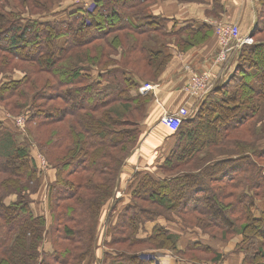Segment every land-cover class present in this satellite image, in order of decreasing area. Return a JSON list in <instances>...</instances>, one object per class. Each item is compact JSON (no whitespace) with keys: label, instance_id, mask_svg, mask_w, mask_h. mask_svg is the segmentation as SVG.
<instances>
[{"label":"trees","instance_id":"trees-1","mask_svg":"<svg viewBox=\"0 0 264 264\" xmlns=\"http://www.w3.org/2000/svg\"><path fill=\"white\" fill-rule=\"evenodd\" d=\"M156 1L0 0V108L9 116L0 121V264H144L163 251L221 263L202 243L178 248L192 232L221 243L238 236L240 264H264V207L256 205L264 204V0H255L250 33L261 40L240 48L233 71L169 134L154 172H134L129 201L104 214L153 100L131 90L158 82L172 48L185 53L212 34L217 40L205 24L169 29L148 14ZM217 8L207 14L216 17ZM8 68L22 77H7ZM31 144L51 174L46 183ZM43 187L41 214L44 203L33 196ZM157 220L167 226L147 235L144 225Z\"/></svg>","mask_w":264,"mask_h":264},{"label":"crops","instance_id":"crops-1","mask_svg":"<svg viewBox=\"0 0 264 264\" xmlns=\"http://www.w3.org/2000/svg\"><path fill=\"white\" fill-rule=\"evenodd\" d=\"M215 5H218L216 9L218 12L216 17H212L207 13L215 10ZM257 9L255 0H192L190 2L157 0L148 7V14L163 19L169 29L175 23L177 28L192 25L193 29H197L203 24L212 27L217 22L231 24L236 29L239 40L238 36L243 34L247 36L257 23ZM239 42L240 40L235 43L239 45ZM232 46L236 48L235 45L232 44ZM217 50L218 41L214 34L201 46L192 48L185 53H181L176 48L171 49V62L160 75L158 82L150 89L149 93L153 100L148 107V118L143 124V136L137 148L126 161L125 171L120 177L117 192L123 190L125 181L129 183L134 172H154L153 165L159 162V158L161 160L162 154L167 153L170 144L167 139L169 134L176 131L182 120L195 114L194 104L205 97L213 85L224 81L233 71L235 55L222 63L224 61L219 59L220 51L217 53ZM186 66H190L197 73L208 75L210 86L204 95L190 96L183 91L189 78V73L185 71ZM4 118L9 119V116L4 113L0 114V121L5 120ZM49 179L50 176L43 182L46 183ZM33 198L42 201L44 203L42 207H46L44 187L43 190L40 188ZM256 205L258 207L260 205L259 209L264 207L262 203L258 204L257 202ZM158 225L167 226L164 221L157 220L147 223L144 231L148 235ZM168 229L172 233L180 232L175 226H169ZM188 241L202 243L215 250L223 257L219 264L241 263L242 257L233 254V250L240 241L238 236L227 243H221L210 239L207 235L192 232L185 236L181 235L178 248H183ZM101 257L102 249L98 248L95 258L100 259ZM147 261L149 264H206L187 261L167 251L147 257Z\"/></svg>","mask_w":264,"mask_h":264},{"label":"rangeland","instance_id":"rangeland-1","mask_svg":"<svg viewBox=\"0 0 264 264\" xmlns=\"http://www.w3.org/2000/svg\"><path fill=\"white\" fill-rule=\"evenodd\" d=\"M66 6V2H64V3H60V9L58 8V7H56L55 8V12H58V11H62L61 9L63 8V7H65ZM119 10V9H118ZM120 11V10H119ZM62 13V12H61ZM261 19H262V17H261ZM217 23H219V22H217ZM215 25V24H214ZM214 25L212 26V28H214ZM228 25V24H227ZM231 25V24H230ZM169 30V29H168ZM214 30V29H213ZM251 33V32H250ZM250 33L247 35V36H245L244 34L242 35V36H238L239 37V40H240V44L239 45H237L235 42H237V41H239L238 39L236 40V41H233V42H231L230 43V45L228 46V48L226 49V51H225V57H223V59H222V61H224V60H226L227 58H229V57H233L234 55H235V57H234V60H236L237 61V55H238V53L240 52V48L242 47V46H245V45H248V46H254L256 43H258V41L259 40H261V36L259 37V36H254V38H252V37H250ZM246 37V40H245V42H243V39ZM154 40H153V42L155 41V42H158L159 43V40H158V38L157 37H155V38H153ZM153 42H151L150 41V43L148 44V45H151ZM232 44L233 45H235L236 46V48H234L233 46H232ZM235 51V52H234ZM234 52V53H233ZM221 53V52H220ZM220 53L218 54V57H219V55H220ZM233 53V54H232ZM223 63V62H222ZM187 67H189V66H187ZM191 68V67H190ZM192 69V68H191ZM20 70H23V68H21ZM193 70V69H192ZM7 77H10V76H12L9 72H11L12 70L11 69H7ZM26 71H29V68H26ZM26 71H24L23 73H25ZM140 73L142 72L141 70H138ZM146 71H149V69H147ZM194 71V70H193ZM11 73H13L14 75L16 74L17 75V77L18 78H20V77H22V73L21 72H11ZM141 74H143V75H141V76H144V74H145V76H147V77H150L151 76V73L150 72H144V73H141ZM241 74H239V76H240ZM2 79L3 78H1L0 77V81H2ZM138 80H140V79H138ZM141 84L139 85V87L137 88V90L136 89H134V90H131V93H130V96H132L133 98H134V96L135 95H137V93H138V95L140 96V95H142V96H145V95H149V92H150V89H151V87H153V84L152 85H149V84H146V83H144V82H140ZM149 97V96H148ZM14 101V100H13ZM21 104V103H20ZM19 104V105H20ZM0 112H4L3 110H2V108H0ZM5 113V112H4ZM191 117H193V116H191ZM190 118V117H189ZM14 121H15V124L17 125V128L20 130V132L21 133H24L25 132V119L22 117V116H17L16 118H14ZM20 121V122H19ZM182 122V121H181ZM28 135V133L27 132H25V135ZM143 134V133H142ZM29 136V135H28ZM28 136H25L26 137V139L27 140H30L29 138H28ZM143 136V135H142ZM20 140V139H19ZM29 152H30V155H31V157L33 158V160L34 161H36V164L38 165V166H40L41 167V169H43L44 171H46V163H45V159H44V157L41 155V152L37 149V147L35 146V144H31V146H29ZM43 159V161H44V164H42V160ZM44 174H45V176H46V178H45V176H44V178H42V181H44V180H46V179H48V177L51 175L50 174V172H48V171H46V172H44ZM50 174V175H49ZM131 193V191H130V187H129V183H128V181H125V183H124V188H123V190L121 189V190H119L118 192H116L115 194H114V198L113 199H111L110 201H108V205H107V207H106V210H105V212H104V214H105V216L107 215V212H108V210H109V208H110V206L111 205H113L114 203H116V201H117V204H124V203H126V202H128L129 201V199H130V196H129V194ZM15 200V197L14 196H11V197H9L5 202L8 204V203H10V202H13ZM259 204V203H258ZM119 207V206H118ZM259 207H260V205H259ZM262 208H263V206H262ZM44 207H42V205L41 206H39V209L37 208V210H39L38 212H40L41 214L43 213H45V211H44ZM257 210L254 208L253 209V213H254V217H256V218H258V215H259V211L258 212H256ZM36 212V211H35ZM102 220H103V222H105L106 221V218L105 217H103L102 218ZM147 224V223H146ZM145 224V225H146ZM145 225H144V228H145ZM102 230V229H101ZM100 230V231H101ZM144 264H149V261H145V263Z\"/></svg>","mask_w":264,"mask_h":264},{"label":"built area","instance_id":"built-area-1","mask_svg":"<svg viewBox=\"0 0 264 264\" xmlns=\"http://www.w3.org/2000/svg\"><path fill=\"white\" fill-rule=\"evenodd\" d=\"M213 29L217 37L218 45L220 47L221 53L219 55V59L222 60L225 51L230 45V43L237 40L236 29L234 28V26L230 24L227 25L226 23H222V22L215 23ZM245 40L246 37L243 39V42H245ZM185 71L189 73V78L187 83L183 87V91L190 96L199 95L200 97L204 95L208 91L210 86L208 83V79H209L208 75L204 73H197L187 66L185 67ZM41 161L42 164H44L43 159ZM210 264H217V263H210Z\"/></svg>","mask_w":264,"mask_h":264}]
</instances>
